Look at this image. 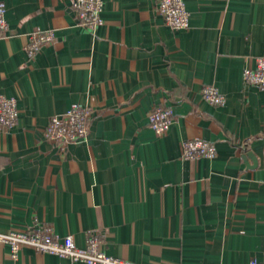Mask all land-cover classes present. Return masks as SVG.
<instances>
[{
	"label": "crops",
	"instance_id": "crops-1",
	"mask_svg": "<svg viewBox=\"0 0 264 264\" xmlns=\"http://www.w3.org/2000/svg\"><path fill=\"white\" fill-rule=\"evenodd\" d=\"M156 3L103 0L91 31L71 0H0V93L19 111L0 127V233L50 226L78 248L96 233L134 264H264V90L243 79L264 56V0H185L188 30ZM35 30L55 38L30 59ZM76 104L94 112L89 135L61 148L43 130ZM159 105L175 114L163 136L148 120ZM197 139L217 157L184 159ZM0 264L85 263L0 245Z\"/></svg>",
	"mask_w": 264,
	"mask_h": 264
},
{
	"label": "built area",
	"instance_id": "built-area-1",
	"mask_svg": "<svg viewBox=\"0 0 264 264\" xmlns=\"http://www.w3.org/2000/svg\"><path fill=\"white\" fill-rule=\"evenodd\" d=\"M71 7L81 26L95 31L102 23L103 0H71ZM156 11L171 28L175 30L190 28L191 14L185 0H157ZM5 14L6 8L0 5V32H6L9 27ZM54 38L52 30L32 32L25 47L28 57L33 59L44 46L51 44ZM243 79L245 85L264 90V56L257 58L253 67L245 69ZM202 99L215 107H223L226 103L225 96L214 85L203 88ZM93 117L91 107L76 104L64 114L51 117L43 130L44 137L52 143L59 144L61 148L79 143L88 137ZM18 120L17 100L0 93V127L14 128ZM148 120L150 128L158 136H163L173 125L175 114L172 108L159 105L148 113ZM217 155L215 144L205 140H187L182 146V157L186 160L215 159ZM0 245L10 247L14 258L18 257L23 248L31 247L43 254L57 255L85 264H134L107 256L101 250V240L96 233L89 236L86 248H78L72 236H66L61 240L50 226H42L36 230L0 233Z\"/></svg>",
	"mask_w": 264,
	"mask_h": 264
}]
</instances>
